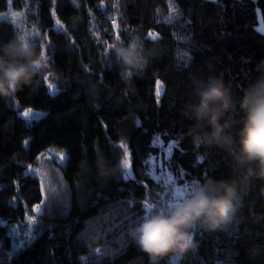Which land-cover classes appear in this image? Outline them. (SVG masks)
Returning <instances> with one entry per match:
<instances>
[{
  "label": "trees",
  "instance_id": "1",
  "mask_svg": "<svg viewBox=\"0 0 264 264\" xmlns=\"http://www.w3.org/2000/svg\"><path fill=\"white\" fill-rule=\"evenodd\" d=\"M8 10L38 33L32 43L45 64L13 98H0V264H150L127 234L172 195L149 161L160 159L177 187L231 177L228 153L193 143L175 120L190 102L192 73L220 75L237 96L257 77L264 0H0V14ZM17 26L0 19V43L21 38ZM133 37L152 56L125 77L112 50ZM27 109L45 113L26 120ZM51 148L65 153L67 206L33 215L41 185L25 172ZM97 158L119 170L100 179ZM12 225L30 228L17 248ZM194 230L198 250L164 253L156 264H264V179L252 180L222 229Z\"/></svg>",
  "mask_w": 264,
  "mask_h": 264
},
{
  "label": "clouds",
  "instance_id": "2",
  "mask_svg": "<svg viewBox=\"0 0 264 264\" xmlns=\"http://www.w3.org/2000/svg\"><path fill=\"white\" fill-rule=\"evenodd\" d=\"M122 75L130 77L145 69L152 53L139 37L117 42L112 50ZM45 57L30 41L13 37L0 43V98L11 99L31 84L43 69ZM257 77L240 95L216 73L191 74L190 102L185 115L188 134L197 145L216 144L231 160V177H194L178 198L153 205L127 234L149 257L150 264L164 253L188 255L198 250L196 231H216L236 216L242 195L254 179H264V60ZM100 179L117 172L105 160H96ZM216 264H233L229 259Z\"/></svg>",
  "mask_w": 264,
  "mask_h": 264
},
{
  "label": "rangeland",
  "instance_id": "3",
  "mask_svg": "<svg viewBox=\"0 0 264 264\" xmlns=\"http://www.w3.org/2000/svg\"><path fill=\"white\" fill-rule=\"evenodd\" d=\"M0 19H7L18 25L17 27L22 32L20 33V37L22 40L32 42L33 39L38 35V33L33 29L21 27V23L23 22V16L18 12L8 10L6 13L0 14ZM162 90V83L160 81H157L155 87L156 94L160 96ZM32 116L34 115L32 114ZM175 123L177 126H189L190 121L185 115V112L182 111L179 118L175 120ZM154 143H158V145H160L163 150L165 149L162 146L161 142L155 140ZM64 160L65 153L63 150L51 148L47 149L45 152H43L42 155L39 156L36 165L27 168L25 173L36 177L40 181L41 185L42 197L40 202L33 207V211L35 213L33 215H40L44 213L53 214L66 209L68 202V187L62 177V167L64 165ZM149 164L152 175L157 179H161L164 186L168 185L167 188L172 191L171 198H178L180 195L183 194L187 186H175L171 174L164 168L163 163L160 159H150ZM41 201H43V203H41ZM31 219H33V217H27L28 224L31 222ZM0 223L5 224L6 220L0 219ZM29 229V225L23 227V229H19L16 225L10 226V233L13 239L16 241L14 242L16 248L22 246V244H24V242L27 240V233Z\"/></svg>",
  "mask_w": 264,
  "mask_h": 264
},
{
  "label": "water",
  "instance_id": "4",
  "mask_svg": "<svg viewBox=\"0 0 264 264\" xmlns=\"http://www.w3.org/2000/svg\"><path fill=\"white\" fill-rule=\"evenodd\" d=\"M25 113H27V115H25ZM45 112H42V111H33V110H30V109H27V110H24L22 112V115L23 117L26 119V120H33V119H36L38 117H41L42 115H44ZM32 114L34 116H32Z\"/></svg>",
  "mask_w": 264,
  "mask_h": 264
},
{
  "label": "snow or ice",
  "instance_id": "5",
  "mask_svg": "<svg viewBox=\"0 0 264 264\" xmlns=\"http://www.w3.org/2000/svg\"><path fill=\"white\" fill-rule=\"evenodd\" d=\"M25 115H27V113H25ZM125 164L127 165V161H125ZM41 203H43V201H41Z\"/></svg>",
  "mask_w": 264,
  "mask_h": 264
}]
</instances>
